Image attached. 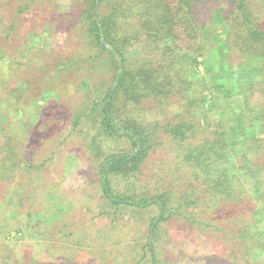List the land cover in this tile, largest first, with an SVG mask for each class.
Returning <instances> with one entry per match:
<instances>
[{
    "label": "rangeland",
    "instance_id": "obj_1",
    "mask_svg": "<svg viewBox=\"0 0 264 264\" xmlns=\"http://www.w3.org/2000/svg\"><path fill=\"white\" fill-rule=\"evenodd\" d=\"M61 6L63 12H69L68 1H61ZM206 11L202 3L194 7L197 19L204 15L210 23ZM53 13L46 5L35 3L11 24L12 13L0 10V161L9 156L6 167H13L0 179V264H152L146 244L158 207L133 212L121 206L114 211L104 198L97 169L104 158L131 147L125 138L109 139V144L93 143L94 126L83 123L80 112L88 104L84 92L100 77L93 75L92 81H87L85 63L75 58L80 46L68 25L56 21ZM217 22L210 25L220 33L223 28ZM176 43L185 51L184 33ZM212 53L215 74L209 76L200 68L201 76L212 80L221 70L233 89L228 97L212 96L215 107L208 115L209 129L218 122L239 128L245 136L239 142L228 136L230 149L252 151L255 139L262 138L261 112L233 92L239 75L260 80L261 62L249 59L243 64L233 62L226 53ZM195 87L193 95L197 98L203 91ZM194 102L190 97L185 99L183 112L201 121V109ZM257 104L263 105L264 98ZM203 107L208 111L210 104ZM179 110L178 105L145 107L133 114L154 122L169 119ZM238 112L244 116L242 121L235 118ZM76 114L82 116L73 130ZM4 145L6 151L2 150ZM157 160L151 156L144 173L147 169L158 172L154 168ZM113 183L116 194L127 195L128 181L116 178ZM234 183L241 198L223 209L211 203L203 216L212 218V228L205 232L197 225L186 228L178 215L172 216L158 223L152 246L151 227L148 246L156 252L159 264H264V212L252 208L259 204L251 200L252 182L241 175ZM134 184L138 192L153 195L150 181ZM201 214L197 212L196 217ZM247 225L250 227L245 228Z\"/></svg>",
    "mask_w": 264,
    "mask_h": 264
},
{
    "label": "trees",
    "instance_id": "obj_2",
    "mask_svg": "<svg viewBox=\"0 0 264 264\" xmlns=\"http://www.w3.org/2000/svg\"><path fill=\"white\" fill-rule=\"evenodd\" d=\"M61 1L65 0H0V10L12 13L11 24H16L35 3L46 5L56 21L68 25L80 46L75 58L85 63L87 81H92L93 75L100 77L89 84L90 92H84L88 104L80 112L83 116L74 117L73 130L82 116L83 123L94 126L93 143L109 144V139L125 138L130 145V150L104 158L101 164L114 157L97 169L99 187L114 211L121 206L133 212L158 207V215L150 222L152 246L158 223L172 216L178 215L186 228L197 225L205 232L212 228V218L203 216L206 208L212 203L223 209L233 199H240L234 180L242 175L252 182L251 200L262 204V209L259 204L252 208L263 213L264 202L259 199L264 201V104L258 105L257 101L264 98V0H66L68 13L63 12ZM201 3L210 13V23L204 15L197 19L194 13L195 5ZM217 21L223 28L220 33L210 25ZM181 32L186 37L185 51L176 43ZM212 51L218 56L226 53L233 62H261L260 80L239 75L233 92L261 112L262 138L255 139L252 151L230 149L228 136L236 142L245 136L239 128H227L218 122L209 129L208 115L215 107L212 96L225 98L233 89L219 73L221 70L212 80L201 76L200 68L209 76L215 74L210 62ZM193 86L203 91L197 98ZM189 97L201 109V121L183 112L182 105ZM207 102L208 111L203 107ZM173 105L180 110L164 121L146 122L133 114L145 107ZM239 112L234 117L242 121L244 116ZM2 150L6 151L5 145ZM151 156L158 158L154 168L159 173L150 169L144 173ZM8 158H1L0 179L13 171V167H6ZM116 178L129 182L127 195L116 194ZM141 180L152 183L153 195L138 192L134 183ZM197 212L202 213L201 217H196ZM241 243L245 245V241ZM148 245L151 263L159 264L156 252Z\"/></svg>",
    "mask_w": 264,
    "mask_h": 264
},
{
    "label": "water",
    "instance_id": "obj_3",
    "mask_svg": "<svg viewBox=\"0 0 264 264\" xmlns=\"http://www.w3.org/2000/svg\"><path fill=\"white\" fill-rule=\"evenodd\" d=\"M138 148V147H137ZM133 154V153H132ZM114 157H110V158H107L104 162H107L108 160L112 159ZM103 162V163H104ZM103 163L100 165V167H102ZM150 233H151V228H150ZM148 243H150V237H149V240H148Z\"/></svg>",
    "mask_w": 264,
    "mask_h": 264
},
{
    "label": "crops",
    "instance_id": "obj_4",
    "mask_svg": "<svg viewBox=\"0 0 264 264\" xmlns=\"http://www.w3.org/2000/svg\"><path fill=\"white\" fill-rule=\"evenodd\" d=\"M151 228V227H150ZM151 236V233H150V231H149V237Z\"/></svg>",
    "mask_w": 264,
    "mask_h": 264
}]
</instances>
